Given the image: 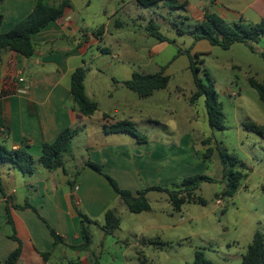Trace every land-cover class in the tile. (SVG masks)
<instances>
[{"label":"crops","instance_id":"crops-1","mask_svg":"<svg viewBox=\"0 0 264 264\" xmlns=\"http://www.w3.org/2000/svg\"><path fill=\"white\" fill-rule=\"evenodd\" d=\"M38 2L0 0V33L9 32L27 18ZM70 2L71 7L61 19L33 36L35 52L31 58L14 51H6L0 58L1 143L13 150L26 147L39 159L45 143H54L67 129L80 130L73 140L72 153L65 156L61 169L48 171L37 165L35 173L26 176L9 161L0 166V262H6L21 249L18 264H139L138 253H146L150 243L145 240L131 245L115 233L105 234L106 212L116 209L119 214L124 203L105 175L89 163L101 166L103 173L113 178L120 188L136 193L155 187V182L171 189L174 182L203 174L207 170L201 159L205 151L197 152L195 142L188 135H183L178 144L167 145L145 134L148 141L138 143L132 135L105 132V126L119 121L136 125L144 117L137 96L123 84L132 80L138 71L131 59L123 53H114L113 45L107 43L113 20L120 11L100 10L95 17L104 15L108 24L100 18L95 28V23L81 17L74 1ZM120 2L123 12L128 3L135 4L136 13L161 4L168 9H182L184 18L195 24L204 19L209 8L202 0H162L148 5L140 0ZM259 5L264 6V0H250L245 9L234 12L247 22L245 10L256 12ZM215 7L219 11L213 12L225 19V7L216 1ZM152 26L159 29L153 18L147 26L150 36ZM123 27L121 19L115 22L117 31ZM94 62L98 63L97 69L91 66ZM80 67L87 69V96L99 107L91 117L81 114L71 92L72 75ZM110 70L113 71L107 83L104 77ZM121 90H126L124 98L117 97ZM146 116L150 121L155 119L149 113ZM80 139L84 143L79 154H88L81 166L74 158L75 143ZM217 164L218 173H222V166ZM27 203L35 210L17 208ZM80 213L94 222L90 225L92 243L87 249H81L85 240ZM95 229L102 232L98 241ZM53 231L62 239L60 243H56ZM137 231L136 237L140 239L144 233Z\"/></svg>","mask_w":264,"mask_h":264},{"label":"rangeland","instance_id":"rangeland-1","mask_svg":"<svg viewBox=\"0 0 264 264\" xmlns=\"http://www.w3.org/2000/svg\"><path fill=\"white\" fill-rule=\"evenodd\" d=\"M73 1L81 17L95 23V28H98L100 18L108 24L104 15L95 17L100 10L118 9L120 12L111 25L112 35L107 39L108 45H113L114 53H123L131 59L139 73L155 74L165 68V75L170 78L167 89L147 98H140L131 91L144 111V117L136 124L137 129L155 142L167 145L178 144L183 135H188L195 142L197 152L206 150L203 140L214 139L238 157V169L244 174L238 193L234 197L224 196L226 186L220 181L217 158L215 165L203 174L218 177V181L203 183L194 193L196 198L205 200V204L187 202L178 210L170 202L168 193L151 191L148 194L151 211L135 214L122 205L120 228L115 235L131 245L151 241L149 250L144 253L148 264L192 263L197 251L204 252L214 262L242 264L255 233L260 230L264 234V139L245 126L248 122L264 126V103L249 82L254 78L264 84V38L253 43L254 50L245 43H236L225 50L204 39L196 41L189 33L181 34L179 28L190 30L195 24L184 18L182 9H168L161 4L148 11L139 9L136 13L135 4L131 3L123 12L121 0ZM202 1L211 11H219L215 1L221 4L227 10L225 20L234 24L242 17L234 11L245 9L250 0ZM256 8V12L245 10L247 23L263 21L264 6ZM151 18L159 26V32L171 42L162 43L149 35L147 26ZM120 19L124 27L117 31L115 22ZM191 60L200 69L199 77L203 83L208 85L210 77L215 85L226 116L223 131L210 127L203 99L194 106L190 103L196 91ZM97 65V62L91 64L94 69ZM112 71L104 77L107 83ZM124 92L126 90H121L117 97L124 98ZM148 113L156 120H148ZM83 143L82 139L75 143V163L80 166L88 158V154H79ZM155 185L161 184L155 182ZM152 226L155 229H149ZM137 230L144 233L140 239L136 237ZM101 236L102 232L95 229L96 241Z\"/></svg>","mask_w":264,"mask_h":264},{"label":"trees","instance_id":"trees-1","mask_svg":"<svg viewBox=\"0 0 264 264\" xmlns=\"http://www.w3.org/2000/svg\"><path fill=\"white\" fill-rule=\"evenodd\" d=\"M162 0H140L144 5L158 3ZM71 7L70 0H62L59 4H51L48 0H39L33 12L24 20L19 22L9 32L0 33V58L6 51H14L26 58H31L34 55L35 48L33 36L47 27L50 23L61 19L67 8ZM151 35L161 42H171L166 36L159 32L157 27L150 28ZM181 34L189 33L195 37L196 41L207 40L212 46H219L225 50L230 49L236 43H245L254 50L253 43H259L264 38V20L260 23H247L242 18L240 22L229 23L217 13L206 10L204 19L193 25V28L186 30L183 27L179 28ZM198 57V55H197ZM264 59V53L262 54ZM191 70L194 74V82L196 91L190 98L191 105H196L201 99L205 101V107L208 115V122L212 129L225 130L226 116L223 111V105L220 102L219 95L215 89L213 81L209 77L210 83L204 84L199 77V68L196 62L191 60ZM87 76L86 67L78 68L72 75L71 92L76 106L81 114L85 117L94 116L99 107L98 104L87 96L85 80ZM170 78L165 75V68L155 74L135 73L132 80L126 81L123 84L133 92L143 98L151 97L154 93L167 89ZM250 85L258 92L260 99L264 103V84L258 82L254 78L250 79ZM247 129L256 133L264 139V126L254 122L245 124ZM79 129H67L63 131L54 143H45L43 145L42 155L36 159L29 153L26 147L13 150L0 142V166L9 161L12 165L18 168L24 175L31 176L35 173L37 165L42 166L48 171H56L64 167V158L70 155L73 150V140L78 135ZM106 133H123L135 137L138 143H146L148 138L141 133L136 125L130 121H119L115 124L105 126ZM206 147L205 153L201 159L209 169L213 166L215 160L222 166L221 182L225 183L224 196L234 197L239 190L240 183L243 180L244 174L239 171L240 163L236 155L230 154L225 148L221 147L217 141L208 138L202 141ZM217 154V155H216ZM89 166L98 173L105 175L110 181L116 193L120 196L123 203L127 206L130 212L139 214L151 211V205L148 199V194L151 191L165 192L169 195V200L175 209L180 210L187 202H197L205 204L202 198L194 196L195 191L200 189L203 183H213L218 181V177H210L204 174H194L187 176L172 184V188H163L155 186L136 193L130 190L122 189L117 182L109 175L103 173L101 166L90 162ZM0 188L2 189L1 181ZM32 207L27 203L25 206H17L19 209ZM82 218V235L85 243L81 249H87L92 243V234L90 225L91 221L87 215L80 213ZM106 224L103 227L106 235L114 234L120 228L121 219L116 209H111L105 215ZM56 243H60L62 239L53 231ZM152 244L151 241H149ZM139 264H148V259L142 252L138 253ZM21 258V249L15 251L6 262L0 264H18ZM188 264H225L218 263L208 259L204 252L197 251L195 259ZM242 264H264V234L258 230L252 243L249 245L247 253L243 257Z\"/></svg>","mask_w":264,"mask_h":264},{"label":"built area","instance_id":"built-area-1","mask_svg":"<svg viewBox=\"0 0 264 264\" xmlns=\"http://www.w3.org/2000/svg\"><path fill=\"white\" fill-rule=\"evenodd\" d=\"M20 82H24V79L20 78ZM24 93V91H22ZM220 203V202H219Z\"/></svg>","mask_w":264,"mask_h":264}]
</instances>
